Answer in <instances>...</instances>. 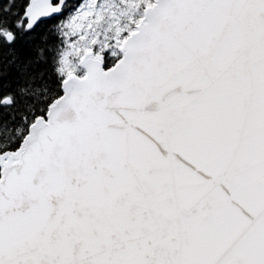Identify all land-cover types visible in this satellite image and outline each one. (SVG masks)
I'll return each instance as SVG.
<instances>
[{
    "label": "snow or ice",
    "instance_id": "obj_1",
    "mask_svg": "<svg viewBox=\"0 0 264 264\" xmlns=\"http://www.w3.org/2000/svg\"><path fill=\"white\" fill-rule=\"evenodd\" d=\"M0 264H264V0H0Z\"/></svg>",
    "mask_w": 264,
    "mask_h": 264
}]
</instances>
